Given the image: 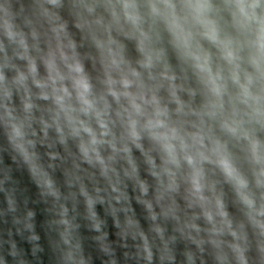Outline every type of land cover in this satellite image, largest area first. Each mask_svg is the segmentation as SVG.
<instances>
[{"label": "clouds", "instance_id": "1", "mask_svg": "<svg viewBox=\"0 0 264 264\" xmlns=\"http://www.w3.org/2000/svg\"><path fill=\"white\" fill-rule=\"evenodd\" d=\"M0 264H264V0H0Z\"/></svg>", "mask_w": 264, "mask_h": 264}]
</instances>
